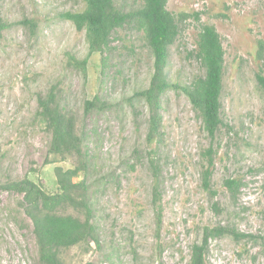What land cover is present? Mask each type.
<instances>
[{"label":"rangeland","instance_id":"374dc122","mask_svg":"<svg viewBox=\"0 0 264 264\" xmlns=\"http://www.w3.org/2000/svg\"><path fill=\"white\" fill-rule=\"evenodd\" d=\"M144 0H115L126 10ZM84 0H0V17L12 26L0 35V182L28 176L57 191L55 168L75 167L78 154L49 152L51 132L38 118V97L58 85L62 104L78 118L87 151L88 184L101 247L80 243L62 249L66 264H191L194 244L206 227L229 232L209 240L207 264H264V92L256 73L264 41V0H169L168 9L188 16L170 48L169 78L189 85L204 75L191 55L202 24L215 25L225 49L222 117L212 139L187 95L170 89L162 97L161 142L148 146V108L128 97L149 85L153 56L132 25L113 34L112 49L90 57L87 76L76 67L89 51L86 32L60 14L81 11ZM35 19L33 31L24 19ZM108 66L102 73V59ZM96 94L114 104L85 114L84 100ZM216 150L211 194L201 177L204 149ZM155 149L161 169L160 224L153 202L154 175L147 152ZM82 175L75 178L81 180ZM228 178L245 184L236 199ZM22 194L0 189V264H41ZM218 207V211L215 209ZM61 214L81 215L71 207ZM83 216V215H82ZM231 230L252 237H237Z\"/></svg>","mask_w":264,"mask_h":264},{"label":"trees","instance_id":"16d2710c","mask_svg":"<svg viewBox=\"0 0 264 264\" xmlns=\"http://www.w3.org/2000/svg\"><path fill=\"white\" fill-rule=\"evenodd\" d=\"M168 1L144 0L141 6L126 10L118 6L115 0H84L83 10L66 11L60 14L61 18L70 20L78 30L86 32L88 54L82 60L71 56L75 66L83 71L85 77L90 57L95 53L104 55L106 51L112 49L114 32L127 25L142 31L154 59L153 72L149 85L136 90L127 101L132 106L139 100L145 102L149 114L146 141L150 147L155 142H161L163 137L162 97L170 89L180 90L187 95L212 141L225 124L222 117V92L226 52L222 37L215 25L202 24L196 40V48L191 55L195 56L204 68V75L196 77L189 85L172 82L168 74L170 48L180 35V23L188 16L199 20L200 13L176 15L168 9ZM19 23L29 24L33 31L38 24L33 18L24 19ZM11 26L12 23L5 22L0 17V35L3 30ZM258 46L257 56L264 59V41L259 40ZM108 60V56L102 59L104 74ZM256 81L264 92L263 70L256 73ZM58 90V85H53L46 94L39 95L37 115L51 132L49 152L54 157L62 158L69 154H78L79 164L70 168L63 166L55 168L57 178L55 192L48 191L40 182L28 176L19 180L0 182V189L23 195L20 204L32 221L41 264H66L60 254L62 249L71 248L80 243L86 244V251L93 246L92 243H95L98 249L101 247L99 226L94 220L95 213L87 177L88 153L86 150L83 151L85 135L78 129L76 114L62 104ZM113 106V103L98 94L92 99L84 100L85 114L95 110L107 111ZM215 153L213 145L201 153L202 183L204 189L211 194H216L215 190H211ZM147 154L148 165L154 175L153 202L158 207L157 218L160 224L161 169L156 150L150 149ZM82 172H84L82 179L75 180L82 175ZM224 185L231 192L233 199H236L245 184L240 178H228L224 181ZM64 207H71L81 215L61 214L59 210ZM215 209L219 210L216 205ZM231 231L237 237H252V235ZM226 232H229L226 227H206L203 241L193 246L191 264H207L206 253L209 249V240Z\"/></svg>","mask_w":264,"mask_h":264}]
</instances>
